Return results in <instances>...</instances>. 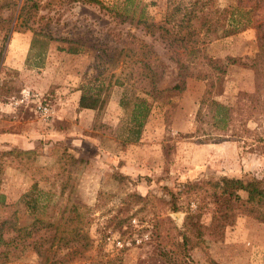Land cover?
I'll list each match as a JSON object with an SVG mask.
<instances>
[{
  "label": "rangeland",
  "instance_id": "374dc122",
  "mask_svg": "<svg viewBox=\"0 0 264 264\" xmlns=\"http://www.w3.org/2000/svg\"><path fill=\"white\" fill-rule=\"evenodd\" d=\"M11 1L13 8L1 12L11 24L8 32L0 28V132L24 133L36 143L44 139L37 137L35 128L55 127L66 136L53 145L61 144L83 161L64 156L51 160L44 142L36 146L42 153L29 161L3 153L17 148L14 145L0 148V222L5 218H16L20 226L36 219L49 222L52 227L42 233L49 236L47 248L57 229L66 237L76 230L78 246L85 251L82 258L67 256L68 249L54 254V245L46 261L47 251L40 255L30 247L0 264H50L62 256L64 262L58 264H264V223L239 212L221 239L206 237L189 251L179 247L188 212L186 183L222 176L264 177V113L254 112L244 123L250 132L242 138L203 143L189 137L208 81L188 78L184 90L165 91L153 102L141 140L124 145L120 138L127 115L120 105L124 87L112 84L100 109L81 113L74 107V92L98 74L89 68L99 61L93 56L117 55L134 36L152 44L160 58L155 66L160 86L173 85L177 69L169 44L144 22L163 23L175 0H100L99 4L39 0L32 28L20 26L24 0ZM203 1L213 9L238 6L237 0ZM68 41L80 51L63 50ZM257 52V30L249 24L204 45V53L217 61L237 60L219 75L214 98L238 108L249 104L246 93L264 97V86L257 87L251 65ZM122 61L101 79L114 82L120 76L130 82L127 78L134 74L131 82L141 86L137 69ZM38 98L54 110L48 122L35 111ZM175 200L177 211L172 208ZM200 220L210 225L211 210L204 209Z\"/></svg>",
  "mask_w": 264,
  "mask_h": 264
},
{
  "label": "trees",
  "instance_id": "16d2710c",
  "mask_svg": "<svg viewBox=\"0 0 264 264\" xmlns=\"http://www.w3.org/2000/svg\"><path fill=\"white\" fill-rule=\"evenodd\" d=\"M73 2L100 3V0H71ZM238 6L232 8L207 7L208 2L203 0H175L170 10L166 13L163 23H145L146 28L151 31H159L160 36L169 44L172 52L171 60L176 64L177 77L173 85L162 87L159 84L155 66L161 61L153 49L152 44L134 36L130 46L124 51L121 49L117 55L113 53H97L94 59H98L97 64H91L89 68L98 70L97 76L91 78L86 84L79 88L81 91L78 110L102 108L108 97V90L112 84L124 87L120 105L127 115L120 127V138L122 143L134 144L141 140L145 125L152 112L153 102L160 98L164 92H180L184 90L188 78H200L208 81L199 108L196 114V128L189 137L199 138L200 142L206 143L215 140H225L227 138H242L250 132L244 123L249 120L254 112L264 113V97L255 98L249 96L248 105L234 108L224 104L213 97V88L219 75L227 73L230 63H235V58H228L226 62L217 61L204 53V45L213 40H217L236 32L242 27L255 26L257 30L258 52L252 58V68L256 74V85L264 86V16L259 17L264 10V0H237ZM15 2L11 0H0V28L8 32L10 30L11 18L3 16L1 12L5 9H12ZM40 8L39 0H24L18 14L20 26L32 28L36 22ZM236 10V11H235ZM237 14L241 18L238 19ZM256 16V20L253 18ZM47 37L44 32L38 31ZM38 33V34H39ZM37 34V33H36ZM62 48L69 53L76 54L80 50L71 43ZM122 64L129 63L133 69H137L135 76L142 85L138 86L136 80L131 82L134 74L127 78L126 82L117 76L113 82L101 79V75L109 69L118 67L119 61ZM115 74L113 73L112 77ZM137 85V86H136ZM138 89V91H137ZM238 121L241 126L238 128ZM58 145L49 147L50 156L56 162L64 156L66 160L73 162L83 161L76 156L69 154L66 147ZM5 155L14 156L19 161L26 159L34 160L42 151L34 149L15 148L3 152ZM67 153V154H66ZM65 184H62L64 186ZM188 193V212L184 222V232L181 234L182 241L179 247L182 251L195 248L204 238L211 237L216 240L221 239L227 225L232 220L236 212L249 215L264 223V177L263 178H243L222 176L221 178L202 179L189 181L185 184ZM243 192L247 196H243ZM177 195L174 194V197ZM34 201H37L34 198ZM192 202L196 203V208H192ZM174 211L180 209L177 201L172 202ZM204 209L212 212L210 225L201 222ZM52 227L49 222L36 219L32 224L20 226L17 219H3L0 222V260H11L19 253L27 251L30 247H35L38 254L45 255L52 252L54 245L57 254L59 250L68 249L67 256L82 258L84 249L78 244L77 234L73 230L72 237H66L59 233L57 229L52 237L51 245L47 248L45 243L48 237L42 233ZM80 230V229H79ZM77 244V245H76ZM65 256L53 259L50 264L64 262ZM119 264V263H118ZM188 264H191L188 262Z\"/></svg>",
  "mask_w": 264,
  "mask_h": 264
},
{
  "label": "crops",
  "instance_id": "0c3cea01",
  "mask_svg": "<svg viewBox=\"0 0 264 264\" xmlns=\"http://www.w3.org/2000/svg\"><path fill=\"white\" fill-rule=\"evenodd\" d=\"M76 93V101L74 103L75 109H78L79 107V99H80V90H77L74 92V95ZM68 98L65 99V103H68ZM64 108V106H63ZM65 110V109H63ZM92 109H83L81 113H84L85 111H91ZM34 133H36L37 137L41 139H44L43 141L37 142L36 143H31L30 138L24 133H17L13 131L9 132H0V148H5V149H12L13 145L14 147L20 148V149H34L37 148L36 146L42 145L41 142H44L43 145L44 147V152H48V149L50 145H53L56 142H61L62 139L65 138L66 133H64L62 130H59L55 127L51 128H35ZM50 138L53 140L51 141ZM4 142V143H2ZM49 155V152H48ZM50 159L53 160L54 157L50 156Z\"/></svg>",
  "mask_w": 264,
  "mask_h": 264
},
{
  "label": "built area",
  "instance_id": "2783aa9c",
  "mask_svg": "<svg viewBox=\"0 0 264 264\" xmlns=\"http://www.w3.org/2000/svg\"><path fill=\"white\" fill-rule=\"evenodd\" d=\"M27 94H29V92H27ZM28 97V95H27ZM28 99V98H26ZM23 101V99H22ZM35 103V111L40 115L41 120L44 122H48L49 120H51V118L53 117L54 114V110L52 108V106L49 103L44 102L43 100H41L40 98H38L37 100H34ZM117 245L120 247H123L124 244L122 243L121 240H117Z\"/></svg>",
  "mask_w": 264,
  "mask_h": 264
}]
</instances>
